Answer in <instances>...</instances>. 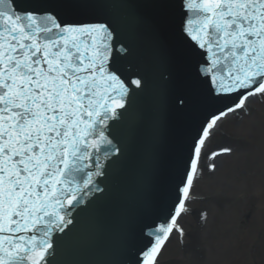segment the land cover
Wrapping results in <instances>:
<instances>
[{
  "label": "snow or ice",
  "instance_id": "1",
  "mask_svg": "<svg viewBox=\"0 0 264 264\" xmlns=\"http://www.w3.org/2000/svg\"><path fill=\"white\" fill-rule=\"evenodd\" d=\"M14 4L0 0V264H47L53 234L73 223L68 210L102 175L98 154L112 144L109 121L125 109L129 89L109 67V24L65 20L58 0L23 12ZM181 8V31L200 50L209 93L232 104L193 138L174 210L136 264H158L172 233L183 238L178 219L217 122L264 97V0H181ZM94 156L96 171H88Z\"/></svg>",
  "mask_w": 264,
  "mask_h": 264
},
{
  "label": "rangeland",
  "instance_id": "2",
  "mask_svg": "<svg viewBox=\"0 0 264 264\" xmlns=\"http://www.w3.org/2000/svg\"><path fill=\"white\" fill-rule=\"evenodd\" d=\"M244 137L248 139L246 143L243 141ZM224 148H230L231 152L217 156L214 160L208 159V156L212 152L220 151ZM247 150L249 151V156L244 154ZM253 151H255V154L250 155V152ZM210 164L216 166L214 171L209 170L208 166ZM200 170V177L193 190L191 200L187 206V211L183 215L180 227L184 228L192 225L190 218L193 217L196 230L191 235L193 231V227L191 226L189 227L188 233L191 239L194 238V241L199 243V248H202V243H207L211 246H213L212 243H215L214 235H212V224H210L212 221V213L215 219L214 226L217 228L218 224H220L217 218L218 211H216L218 208L212 209V198L210 197H213V191L221 190L217 192V195H219L217 207L221 208V211L225 213V228L227 229L225 235L220 237L219 243L230 241L231 237L234 238L236 236L237 230L235 227L240 228V226L235 225L231 227V222L239 221L238 223L240 224V220L250 210L253 213L255 212L254 219L259 218L262 214L256 207L264 199V197H259L264 193V97L251 101L248 104L246 112H240L238 116L231 118L220 126V129L204 152ZM235 190L244 191L248 193V196L240 198L238 195L234 197ZM256 195L257 197H255ZM201 218L202 223L200 222ZM208 218L209 220H207ZM255 227H257V223H255ZM249 230L250 233L245 242V245L247 243L249 244L246 247V252L243 251L245 246L242 247L240 245L235 247V251L232 252L233 261L231 259L228 262L229 264H264V246L260 248L254 247L251 251L248 250L257 241L254 236L256 229L249 227ZM179 237H174L173 243L162 256L161 264H170L171 261L173 264L174 258L169 260L171 257L170 254L177 248L176 242ZM203 237L204 240L201 241L200 238ZM208 238L209 240H207ZM233 241L231 240L230 243ZM257 242L259 244V241ZM230 246L234 248L233 245ZM240 248L243 251L242 254ZM189 251L190 259L200 258V254L202 258H210V256L206 255L207 253L204 248L199 252L193 249ZM216 256L212 253V263L210 264H221ZM178 260L175 262L189 264L186 260L184 262L180 261V256H178ZM190 264H192V261H190Z\"/></svg>",
  "mask_w": 264,
  "mask_h": 264
},
{
  "label": "bare ground",
  "instance_id": "3",
  "mask_svg": "<svg viewBox=\"0 0 264 264\" xmlns=\"http://www.w3.org/2000/svg\"><path fill=\"white\" fill-rule=\"evenodd\" d=\"M213 132H214V131H213ZM165 247H166V246H165ZM165 247H164V248H165ZM163 250H164V249H163Z\"/></svg>",
  "mask_w": 264,
  "mask_h": 264
}]
</instances>
